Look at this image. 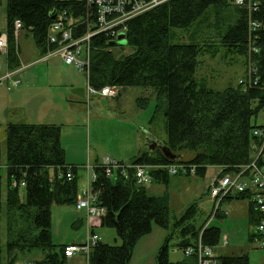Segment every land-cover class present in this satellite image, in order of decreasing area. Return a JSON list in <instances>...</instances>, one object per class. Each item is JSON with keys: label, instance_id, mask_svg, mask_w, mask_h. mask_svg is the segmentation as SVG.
<instances>
[{"label": "trees", "instance_id": "trees-1", "mask_svg": "<svg viewBox=\"0 0 264 264\" xmlns=\"http://www.w3.org/2000/svg\"><path fill=\"white\" fill-rule=\"evenodd\" d=\"M160 3L125 23L126 46L130 53L117 56L111 37L105 33L92 37L89 45L87 83L95 90L105 87H130L151 89L152 97L137 98L135 105L144 109L155 101V113L164 120L166 141L163 142L180 159L170 161L161 151L157 155L143 152L131 164L167 166L185 164L195 167L196 176H204L208 167H216L220 175L238 172L255 158V146H262L263 139L254 136L264 126L253 125L251 120L264 108V32L256 39L259 53L254 56L255 85L228 86L218 91L207 87L196 78L199 59L214 57L225 48L233 55H247V16L245 11L232 5V0H157ZM7 68L20 67L18 48L13 34V23H21L38 53L43 57L56 48L49 43L48 29L63 12L77 22L73 37L86 30L84 0H5ZM216 11V21L208 26V14ZM230 10L231 12H227ZM227 12V24H222L221 13ZM55 16L54 19H51ZM226 20V19H225ZM82 22V24H79ZM213 28L215 37L202 34L199 26ZM223 25L225 26L223 29ZM195 26V30L191 29ZM189 32L185 41L177 32ZM212 38L219 41L213 42ZM6 192L5 203L9 220L6 224V260L15 264L17 254L33 251L42 257L32 264H66L64 246L52 244L50 236L52 206H74L78 195V169L65 160L61 147V129L56 125L9 122L5 127ZM264 151V148H263ZM191 154L189 158L185 155ZM95 179L91 191L97 204L105 209L101 228L113 229L120 245L97 243L90 251L87 264H128L136 243L149 235L152 226L169 229L168 196H150L146 186L136 184L133 170L125 177L115 176L114 181L102 168H93ZM69 174L71 178H67ZM151 183L168 184L169 175L164 170H150ZM186 176L189 174H177ZM15 183L16 186L12 184ZM20 183H24L20 187ZM0 176V218L2 213ZM24 198L21 199L19 189ZM247 200L248 222L255 226L258 219L253 204L246 194H236L225 199ZM197 213L192 204L174 221L172 232L165 239L156 257V264H197L196 256L184 261L168 260L169 241L177 234L178 249L195 247L214 248L219 244L220 231L216 227L196 229L192 222ZM21 222L23 227L18 228ZM17 227V231L16 228ZM255 234L249 236L254 242ZM219 264H249L246 255L220 256ZM0 240V264H2Z\"/></svg>", "mask_w": 264, "mask_h": 264}, {"label": "rangeland", "instance_id": "rangeland-1", "mask_svg": "<svg viewBox=\"0 0 264 264\" xmlns=\"http://www.w3.org/2000/svg\"><path fill=\"white\" fill-rule=\"evenodd\" d=\"M227 12H231L227 10ZM226 12V13H227ZM221 13L222 24L228 23L227 14ZM216 11L208 14V26L213 27ZM226 19V20H225ZM232 19V18H231ZM6 2L0 0V34L6 32ZM201 25L199 31L215 37L211 31ZM223 25V29H224ZM195 30V26L191 31ZM183 41L189 32H177ZM213 42L219 44L217 39ZM122 46L115 47L112 52L117 56L130 53L126 40ZM18 48L20 67L26 66L14 79L20 84L7 90L10 82L0 85V176L2 213L0 218V240L2 248V264L6 260V224L9 215L6 212V159H5V127L9 122L42 125H56L61 129L60 144L65 151V160L78 169V195L91 184L93 167L100 164L105 157L123 164L131 163L132 159L143 152L157 155L158 149L149 150L148 145L156 139V144L166 141L164 120L161 114L155 113V101L151 99L144 109L135 105L137 98H151L152 90L143 88H116L117 98L104 99L97 95L87 96L88 83L84 70L75 66L65 65L59 57L40 60L30 34L22 30L15 38ZM82 53L80 59H84ZM40 60V61H38ZM200 65L196 78L213 89L224 90L228 86H237L246 75L244 59L221 48L214 57L205 55L199 59ZM7 72L6 58L0 55V76ZM253 125L264 126V108L251 120ZM151 140L149 143L147 140ZM191 154L185 155L189 158ZM219 169L208 167L204 176L189 175L171 176L167 185L151 183L146 186L150 196L167 194L169 203V229L152 226L151 233L136 243L128 264H156V257L165 239L172 232V225L187 208L196 204L197 213L193 219L196 229L216 227L220 231L219 244L213 248L217 257L241 256L248 257L249 264H264V250L257 247L256 240L249 241L254 226L248 222V201L233 200L222 203L216 215H213L215 204L208 195L211 179L217 177ZM114 181V177L111 178ZM23 187V186H20ZM21 199L24 198L22 188L19 189ZM50 236L53 245L67 246L84 244L90 236L84 210H76L74 206H52ZM226 213V215H224ZM18 228L23 227L21 222ZM16 231H17V227ZM100 242L108 245H120L113 229L100 228L95 230ZM177 234L168 244V260L184 261L183 250L176 244ZM42 253L33 251L17 254L15 264H32L41 259ZM80 260L86 264L81 255L73 256L66 264H76Z\"/></svg>", "mask_w": 264, "mask_h": 264}, {"label": "built area", "instance_id": "built-area-1", "mask_svg": "<svg viewBox=\"0 0 264 264\" xmlns=\"http://www.w3.org/2000/svg\"><path fill=\"white\" fill-rule=\"evenodd\" d=\"M84 2L87 9L84 17V22H86L87 26L86 32L74 38L73 31L77 27L78 21L68 19L66 13L63 12L56 17L48 29L47 39L49 43L55 44L56 48L41 57L40 60H47L54 56L59 57L65 65L75 66L79 70H84L86 77L89 68V45L92 37L105 33L111 37L112 41H115L119 34H125V23L130 18L160 3L157 0H84ZM232 5L245 11L247 16L246 75L239 81V85L244 88H250L252 84H256L253 81L256 73V61L253 58L260 50L256 43V39H259L258 32L260 30L264 32V0H232ZM79 24H82V22ZM20 31L21 23L16 20L13 23V34L15 38ZM6 53L7 37L6 33H2L0 34V55L5 56ZM82 53L85 54L84 59H80ZM25 67L22 66L13 70L7 68V72L0 76V85L9 81L10 85L7 90L17 87L20 81L18 79L15 80L14 77L20 74ZM87 89L88 97L91 95H99L114 98L118 94L116 87H105L100 90H95L88 85ZM253 135L263 139L261 147H254L257 152L254 160L238 172L220 175L221 171H219L217 177L211 179L208 186V195L215 204L213 215H216L217 211H220L219 208L222 203L226 202V198L236 194H246L258 216L253 231L255 234L254 241L256 240L259 249L264 250V129L254 130ZM96 166L102 168L104 174L110 178L118 175L125 177L128 170L131 169L133 170L136 184L139 186L151 184L150 170H164L171 176H176L177 174H195V167L185 164H170L167 166L123 164L111 160L109 157H105L100 164L94 167ZM0 168H2L1 162ZM66 177L71 178L69 174ZM94 179L95 176L93 173L91 182ZM12 185L16 186L15 183ZM20 186H24V183H20ZM75 209L86 212L90 236L84 244L64 246L63 254L66 259L81 255L87 260L91 249L101 240L93 232V228L100 226L105 209L97 204L96 195L91 191L90 185L84 188L80 195H77ZM183 254L184 257L195 255L197 264H219V259L215 255L213 248L204 247L200 242L195 247L189 246L185 248Z\"/></svg>", "mask_w": 264, "mask_h": 264}, {"label": "water", "instance_id": "water-1", "mask_svg": "<svg viewBox=\"0 0 264 264\" xmlns=\"http://www.w3.org/2000/svg\"><path fill=\"white\" fill-rule=\"evenodd\" d=\"M54 18H55V16L51 17V19H54ZM123 40H125V35L122 33V34H119L117 39L115 41H112L110 44L114 45V46H122L121 41H123ZM150 138L153 142L150 145H148L149 150L158 149L159 151L162 152V154L165 156V158L170 160V161L180 159L181 155L171 153V151L163 144L157 146L156 139L154 137H150ZM148 140H149V138H148ZM148 140H147V142H148Z\"/></svg>", "mask_w": 264, "mask_h": 264}, {"label": "crops", "instance_id": "crops-1", "mask_svg": "<svg viewBox=\"0 0 264 264\" xmlns=\"http://www.w3.org/2000/svg\"><path fill=\"white\" fill-rule=\"evenodd\" d=\"M52 58V57H51ZM26 69V68H25ZM97 96H99V95H97ZM119 96V94H117V96L116 97H114V98H117ZM99 97H101V98H104V99H113V98H110V97H102V96H99ZM89 185H91V184H89ZM212 201V200H211ZM213 202V201H212ZM248 207H249V204H248ZM85 214H86V212H85ZM247 215H248V211H247ZM87 219V218H86ZM101 228V226H99V227H96V228H93L94 230H93V232L95 233V230L96 229H100ZM75 257V256H74ZM70 259H67V262L69 261ZM85 261H86V264H87V260L85 259ZM76 264H82L81 263V261L80 260H78L77 262H76Z\"/></svg>", "mask_w": 264, "mask_h": 264}, {"label": "flooded vegetation", "instance_id": "flooded-vegetation-1", "mask_svg": "<svg viewBox=\"0 0 264 264\" xmlns=\"http://www.w3.org/2000/svg\"><path fill=\"white\" fill-rule=\"evenodd\" d=\"M151 140H148V143L150 142ZM151 143V142H150ZM150 145V144H149Z\"/></svg>", "mask_w": 264, "mask_h": 264}]
</instances>
